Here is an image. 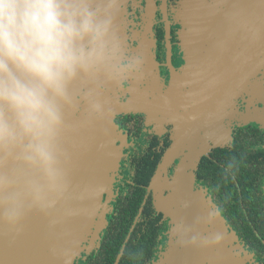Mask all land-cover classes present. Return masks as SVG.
I'll use <instances>...</instances> for the list:
<instances>
[{"label": "flooded vegetation", "instance_id": "obj_1", "mask_svg": "<svg viewBox=\"0 0 264 264\" xmlns=\"http://www.w3.org/2000/svg\"><path fill=\"white\" fill-rule=\"evenodd\" d=\"M178 4L179 0H121L117 27L129 49L143 54L144 71L137 81L108 86L104 96L110 95L118 105L144 107L120 110L128 113L114 117L119 166L74 264H163L172 247L187 250L159 204L169 192L159 195L152 185L157 176L170 180L175 175L191 155L189 145L192 156L199 157L197 167L189 171L194 176L193 189L204 193L224 219L228 234L233 232L235 261L264 264V69L251 77L248 92L240 93L232 112L218 126L221 140L211 139L209 112L203 131L176 146L179 132L175 121L165 116L166 98L184 120L196 113V108L188 112L175 105L174 92L167 95L183 64L180 25L174 21ZM89 89V85H78L75 95L82 100ZM184 97L180 93L178 99ZM81 100L78 112H83ZM173 146L172 162L161 169ZM233 161L225 179L224 169Z\"/></svg>", "mask_w": 264, "mask_h": 264}, {"label": "water", "instance_id": "obj_2", "mask_svg": "<svg viewBox=\"0 0 264 264\" xmlns=\"http://www.w3.org/2000/svg\"><path fill=\"white\" fill-rule=\"evenodd\" d=\"M190 1L188 13L194 20L190 25L193 62L186 78L189 83L173 76L167 95L179 87L184 90L187 82L191 94L187 99L196 100L197 106L194 117L184 120L166 98L165 116L175 121L179 132L176 146L203 131L209 112L212 134L221 137L218 126L247 88L246 79L264 69V0ZM104 100L106 112L101 119H90L84 110L68 113L62 145L69 190L64 200L47 213L33 211L14 229L0 226V264H74L95 225L111 175L119 166L114 117L128 113L120 110L144 107L118 105L110 95ZM176 146L161 169L173 158ZM197 165L193 163V167ZM191 169L189 161L167 186L169 198L159 200L161 210L176 225L173 232H180L182 246H187L181 252L172 247L163 264H238L232 255L236 238L233 232L228 234L224 219L204 193L194 191Z\"/></svg>", "mask_w": 264, "mask_h": 264}, {"label": "clouds", "instance_id": "obj_3", "mask_svg": "<svg viewBox=\"0 0 264 264\" xmlns=\"http://www.w3.org/2000/svg\"><path fill=\"white\" fill-rule=\"evenodd\" d=\"M121 0H0V226L56 208L69 190L62 137L77 112H106L104 90L143 75L117 27ZM234 161L224 169L227 179Z\"/></svg>", "mask_w": 264, "mask_h": 264}, {"label": "rangeland", "instance_id": "obj_4", "mask_svg": "<svg viewBox=\"0 0 264 264\" xmlns=\"http://www.w3.org/2000/svg\"><path fill=\"white\" fill-rule=\"evenodd\" d=\"M190 4H191L190 0H179V4H178V6H177V8L175 10V14H174V21L177 24L180 25L179 38H180V43H181V45H180L181 46V51L183 53V58H182L183 64H182L181 68L179 69V72L177 73V76L179 78H185V79L189 75L188 70H189L190 65H192V62H193L192 53H191L193 48H191V44H190L191 43V36H190L191 26L190 25L193 23L194 19L192 18L191 14L188 13V8L187 7H189ZM260 70H262V69H260ZM251 77L252 78L254 77V73H252L251 76H249L246 79V80H248L247 81V85H246L247 88H249L251 86V84L249 83ZM188 83H189V81H188ZM188 83L184 82V85H185L184 86V90L185 91L181 87L177 88L174 91V94H175L176 98H173V102H174L175 105H179L180 104L181 107L186 109L188 112H191V110L196 108L197 101L196 100L192 101V100L187 99L189 96H191V94H190V92L188 90ZM244 88H245V86H244ZM247 88L245 90H242V92H248ZM180 93L186 96V97H184L183 100H179L178 99V97L180 96ZM221 138L222 137H218L217 135L211 134V139L214 142H217V141L221 140ZM187 148H188L189 151L191 149V151H190L191 155L188 157V159H186L184 161V163L182 164L181 168L175 173V175L172 176L170 180H168L167 178L163 179L162 176L159 178L158 183L154 187L158 192H161V194H159V195H162L163 192H165V191L169 192V194H170V189L167 188V186H169L171 184V182H173L175 176L180 171H182L185 168V166L188 164L189 161L192 162V169L194 168L193 167V163L196 161L198 155H196V157H195V155L192 156V153H193V147L192 146L189 145V146H187ZM191 156H192V158H190ZM172 159L168 163V165H170V163L172 162ZM168 198H169V196H166L165 198H162V200L165 201ZM101 205H102V201H101ZM100 209H101V206H100Z\"/></svg>", "mask_w": 264, "mask_h": 264}, {"label": "bare ground", "instance_id": "obj_5", "mask_svg": "<svg viewBox=\"0 0 264 264\" xmlns=\"http://www.w3.org/2000/svg\"><path fill=\"white\" fill-rule=\"evenodd\" d=\"M168 208V207H167Z\"/></svg>", "mask_w": 264, "mask_h": 264}]
</instances>
